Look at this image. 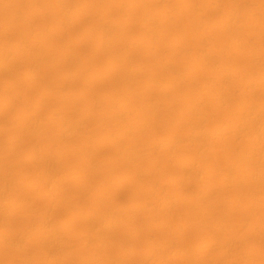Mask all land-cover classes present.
Instances as JSON below:
<instances>
[{
    "label": "clouds",
    "instance_id": "obj_1",
    "mask_svg": "<svg viewBox=\"0 0 264 264\" xmlns=\"http://www.w3.org/2000/svg\"><path fill=\"white\" fill-rule=\"evenodd\" d=\"M0 264H264V0H0Z\"/></svg>",
    "mask_w": 264,
    "mask_h": 264
}]
</instances>
